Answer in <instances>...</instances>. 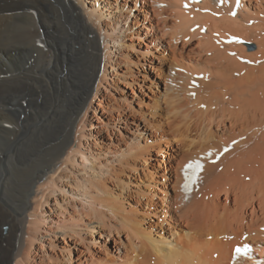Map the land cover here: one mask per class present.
Instances as JSON below:
<instances>
[{
    "label": "bare ground",
    "instance_id": "1",
    "mask_svg": "<svg viewBox=\"0 0 264 264\" xmlns=\"http://www.w3.org/2000/svg\"><path fill=\"white\" fill-rule=\"evenodd\" d=\"M183 1L188 0H150L149 7L135 0L136 12L146 20L137 16L128 25V13L109 0H95L87 13L81 0H0V264H44L42 258L37 261L38 251L60 227L47 228L40 219L43 201L34 197V188L63 157L85 156L76 136L84 135L91 110L96 122L111 111L107 128L91 125L94 132L106 131L110 141L121 136L113 122L120 112L131 116L136 128L144 120V127L161 132L152 136V144L133 149L130 167L157 183L168 172L172 194L150 185L159 196L130 189L126 201L136 205H125L109 182L98 180L93 186L105 195L97 198L103 207L87 216L98 220L105 233L124 236L126 251L121 262L79 252L74 264H230L245 233L256 251L236 264H264V0H240L243 8L236 17L226 5L217 10L219 0H202L189 11L181 8ZM120 35L135 44L131 48L145 49L141 56L147 60L134 63L144 73L152 71L159 56L170 63L171 72L177 71V77H166V106H156L152 121L105 93L113 64L106 41ZM228 35L248 44H218ZM196 75L204 78L192 87ZM138 79L127 87L134 91ZM93 96L98 97L96 108ZM224 148L230 150L223 153ZM152 152L161 160L155 159L149 170ZM41 158L48 162L38 166ZM200 158L201 171L187 168ZM141 162L146 168L139 167ZM143 200L154 208L143 207ZM32 206L36 215L29 213ZM155 218L163 223L148 224ZM165 223L179 235L154 236L152 228L163 231ZM95 226L86 224L88 230ZM69 228H61L63 241L71 238L77 244L79 227Z\"/></svg>",
    "mask_w": 264,
    "mask_h": 264
},
{
    "label": "rangeland",
    "instance_id": "2",
    "mask_svg": "<svg viewBox=\"0 0 264 264\" xmlns=\"http://www.w3.org/2000/svg\"><path fill=\"white\" fill-rule=\"evenodd\" d=\"M94 1L95 0H81L80 8L83 11H85V13H87L88 10H90L91 8L90 6ZM109 1H111V4L112 3L119 4L120 10L124 11V13L126 14L128 13L127 15H125L126 24L128 23V25H130L133 22H135L136 20H134V18L137 16L141 17L142 20L145 19L143 18V14L136 12L140 7L137 8L135 7V0H109ZM141 3L143 4L145 3V5L149 7L151 6L150 0H141ZM135 29L136 28H134V30ZM123 39H124V35H120V38L118 40L112 42L106 41L111 51V57H112L111 61L113 62V64H109V66L111 67H109V74H108L110 80L109 84L111 86L110 85L105 86L107 89L105 93L108 94L107 96L109 97L110 96H112L113 98L115 97L114 98L115 100L118 99L117 101H119L121 105L130 104L131 105L130 108L133 107L132 109L135 113L141 114L147 120L152 121L151 116L153 115L154 112L156 111L158 112L159 110L156 106L159 104L161 108H165L166 106L165 105V99H166L165 95H167L166 77L170 75L174 78L177 77V73H176L177 71L173 70L171 72L170 63H165L164 60H162V56H159V60L157 59L153 60V64L155 65H153V67H150L152 71H149L148 73L147 72L144 73L142 67L140 66L135 67L134 63L136 60H138V58L141 60L143 59L147 60L146 57L143 58L141 56V54H143L145 49H138V48L136 49L134 47L131 48L130 46H134L135 44L133 42H129L127 39L125 40ZM121 57L124 59H121ZM141 63L147 65L149 64L148 62L145 63V61H142ZM146 68L148 67L147 66L145 67V71ZM142 75H145L147 77L146 80L142 78ZM135 77L139 78L138 81L136 82L142 88L137 86L134 89L135 91L134 92L130 90L128 87L130 84L133 83V79H135ZM122 94L124 95L122 96ZM90 100L91 102H93V107L95 103L94 108H96L98 97L93 96L92 99ZM108 112L109 115H105L106 118L104 117V119L96 122L98 118L92 117V115L95 114L91 110L89 114L90 116L88 118L89 126L85 130L84 135L82 136L77 134L76 136V140L80 144L79 147H81L79 148V150L80 151L82 150L81 152L85 153L84 157H86L87 159L86 158L84 159L83 156L80 157L81 154H76L75 157H72L70 159L67 157L66 158L63 157L60 160V163L58 164L56 170L49 173L48 176L50 177L46 176L43 179L39 180L38 183L36 184V187L34 188V193H35L34 197L38 195L36 198H39L43 201L42 205L39 206L37 210V214L39 215L40 219H43L45 223H47L46 224L47 228L50 227L54 230L60 227L59 231L56 232L55 230L56 232L55 235L48 234V236H46V241L43 243L42 249H39L38 251L37 261H39V259L42 258L45 261L44 264L48 262H51V264H74L77 261L79 252H82L83 254L81 257L83 256H87L89 258L94 257L95 260H101L102 262H106V260L112 261L117 259L116 261L121 262L119 258H121L122 253L126 251L125 248L123 247V244L126 243V238L122 235L120 238V236L118 235L117 236L111 235L108 232L105 233L101 225L98 224L100 223L98 222V220L95 221L93 217L91 218L87 216L89 214H93L94 208L100 210L103 207L102 204L98 203L97 198L99 196H105V195L100 189H98L99 192H97L98 190H96L95 189L96 187L93 186V185L95 186L97 185L98 180L99 182H109L111 189L114 191L113 194H115L116 197L121 196L122 197L121 200L125 201L124 202L125 205L127 203L136 205V203H133L130 199L129 201H126V198H129L130 189L134 191H139L140 189H144L145 192L147 191L148 193L154 195L156 194L157 196H159L158 191H154L148 188V186L150 185V186L158 187L160 190L162 189L172 194V185L168 183L171 177L169 176L168 172H163L165 177L161 178L160 176L157 180L158 181L157 183L156 181L155 182L153 181L152 177L146 178L141 171L137 173L133 171L130 167V165L132 164L130 160H132V158L129 156V154H132L134 152L133 149L138 146L142 147L145 143L152 144V142H154L151 141L153 138L152 136H154V138L155 136H161V132L159 131V133L156 134L153 130H151V128L144 127L145 125L144 120L141 121V123H139L141 124V127L136 128L131 124L132 122H134L132 117L125 115V112H120L121 115L119 114L120 116L114 118L113 122L115 124L114 125L115 128L121 132V136L119 137L118 140L110 141L108 139L106 131L94 132L91 126L93 124V126L107 128L110 122L108 120L112 118L110 114L111 111ZM124 118H129L131 120L129 121V123L124 122L125 121ZM134 123L136 124V122ZM109 143H111L115 147H111L110 149H108L106 145ZM151 154H152L150 157L151 161L149 162V166H147L149 170H152V167L150 166L154 165L155 159L161 160V157H156L157 155L155 154V152H152ZM47 160H48L47 158H41L40 161H38L40 165L38 164V162L36 163V165L38 164V166H42L44 165V163L48 162ZM138 165L140 168H146L145 162H141ZM109 166L112 167L110 168ZM52 182H54V184ZM138 185L141 186V188H138L137 187ZM162 185H165V187H163ZM125 189H127V191ZM141 205L145 208H152V209L154 208L153 207L154 205L151 204L149 205L144 200L142 201ZM33 207L35 206H32V208L29 210V213L31 212L30 214L36 215ZM127 207L129 206L127 205ZM157 207L160 208V206ZM84 209L86 212L84 211ZM79 211L80 213H78ZM82 211L84 212L83 214L81 213ZM82 221H84L85 223L82 224ZM89 222L96 223L94 230L87 229L86 224H88ZM153 222L159 224L163 223L162 218H160V220L156 218L153 220H148V224ZM69 224L71 226L79 227L75 229L77 232L80 231L81 233L78 243L82 242L83 239H85L84 240L85 245L83 242L82 244L81 243L74 244V242L71 241V238H65L67 240L63 241V236L60 233L61 228L67 229L68 232H70L73 229L69 228ZM164 225H165L164 226L165 230L163 231H161V229L159 228H152L154 236L161 235L163 237H166L167 236L166 234H169L170 236L173 237L179 235V233L171 231L168 224L165 223ZM70 234L73 238H75L74 234L72 233ZM207 239L212 240L209 239V237ZM158 259L159 257L152 258L154 262L157 261Z\"/></svg>",
    "mask_w": 264,
    "mask_h": 264
},
{
    "label": "snow or ice",
    "instance_id": "3",
    "mask_svg": "<svg viewBox=\"0 0 264 264\" xmlns=\"http://www.w3.org/2000/svg\"><path fill=\"white\" fill-rule=\"evenodd\" d=\"M237 251H239V249Z\"/></svg>",
    "mask_w": 264,
    "mask_h": 264
}]
</instances>
